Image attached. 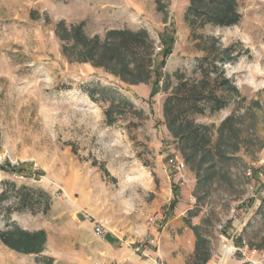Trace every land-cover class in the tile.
<instances>
[{
	"label": "rangeland",
	"instance_id": "obj_1",
	"mask_svg": "<svg viewBox=\"0 0 264 264\" xmlns=\"http://www.w3.org/2000/svg\"><path fill=\"white\" fill-rule=\"evenodd\" d=\"M188 2L0 0V232L14 224L47 232L38 254L17 252L0 239V264H169L159 232L180 188L199 211L192 220H211L203 228L212 242L207 264L264 263V248L253 254L243 247V240L252 248L264 238V0H239V24L198 31L248 51L226 64L240 94L220 112L197 116L216 127L232 113L248 112L242 148L225 167L233 183L218 179L203 199L188 166L185 185L172 171L170 158L181 153L163 123L167 92L151 97L153 79L123 83L89 62H70L55 34L63 19L85 22L90 35L146 27L158 68L174 81L176 70L193 68L203 54L185 19ZM97 86L123 97L117 98L123 115L112 124L105 114L110 94L90 96ZM95 222L103 223V235ZM227 245L234 253L224 256Z\"/></svg>",
	"mask_w": 264,
	"mask_h": 264
},
{
	"label": "trees",
	"instance_id": "obj_2",
	"mask_svg": "<svg viewBox=\"0 0 264 264\" xmlns=\"http://www.w3.org/2000/svg\"><path fill=\"white\" fill-rule=\"evenodd\" d=\"M158 2L161 3V0ZM188 3L185 19L197 49L203 54L196 57L193 68L176 70L174 81L165 77V72L158 68L156 42L146 27L110 28L104 35H90L85 29V22L69 24L63 19L56 23L55 34L61 40V53L70 62H89L123 83L142 84L153 79L151 97L161 90L167 92L163 123L169 128L186 165L197 175L196 189L202 191L199 198L203 199L210 194V187L218 179L233 183L225 167L242 148L241 142L245 139L241 138V125L248 112L242 115L232 113L216 127L198 122L197 116L220 112L240 94L234 80L226 74V64L235 63L248 51L236 49L233 44L224 46L218 37L198 32L207 25L232 27L239 24L243 19L239 0H189ZM164 8L160 4V9ZM95 92L105 100L110 94L111 103L105 114L112 124L117 116L123 115L120 102H117V98L123 97L113 87L97 86L90 91V96L94 98ZM252 105L261 108L258 100ZM198 214L199 211L192 208L184 217L196 236L194 253L188 264H207L213 256L211 238L203 232L204 226L211 220L208 217L203 219L204 223L194 224L192 217ZM0 239L17 252L38 254L45 248L47 232L45 229L31 231L14 224L12 228L0 232ZM255 247L264 248V238ZM44 263L52 264L53 260L48 259Z\"/></svg>",
	"mask_w": 264,
	"mask_h": 264
},
{
	"label": "crops",
	"instance_id": "obj_3",
	"mask_svg": "<svg viewBox=\"0 0 264 264\" xmlns=\"http://www.w3.org/2000/svg\"><path fill=\"white\" fill-rule=\"evenodd\" d=\"M167 131L170 135V131L168 129ZM170 137L173 139L171 135ZM175 149L177 150L176 147ZM179 190L176 207L171 211L167 223L159 232L161 247L168 255L169 264H188L187 255H193L196 242L194 231L184 221L186 213L192 208L186 201L189 191L182 188ZM193 223L199 224L198 221H193Z\"/></svg>",
	"mask_w": 264,
	"mask_h": 264
},
{
	"label": "built area",
	"instance_id": "obj_4",
	"mask_svg": "<svg viewBox=\"0 0 264 264\" xmlns=\"http://www.w3.org/2000/svg\"><path fill=\"white\" fill-rule=\"evenodd\" d=\"M170 163H171V168H172L173 173L179 176L178 182L181 185L187 184L188 178L184 174L185 169L187 168L185 160L182 159V157L180 155L178 156L176 154L175 156H172L170 158ZM248 173H249V175H253L252 169H249ZM156 220H157V216L151 218V221H153V222ZM95 223H96L95 229L98 231L99 234L101 233L103 235V228H102L103 223H101V222H95ZM223 228H224V225H220V229L222 230ZM243 247L246 248L247 250H250L253 254H255L259 251L256 247L250 248L245 240H243ZM243 247L242 246L236 247L235 251H237V250L240 251V250H242ZM162 264H164V263H162Z\"/></svg>",
	"mask_w": 264,
	"mask_h": 264
},
{
	"label": "bare ground",
	"instance_id": "obj_5",
	"mask_svg": "<svg viewBox=\"0 0 264 264\" xmlns=\"http://www.w3.org/2000/svg\"><path fill=\"white\" fill-rule=\"evenodd\" d=\"M229 246L227 245V249L225 250V254H224V256H228L229 254H230V252H232L233 251V253H234V248L232 247V246H230L231 248H228ZM232 250V251H231Z\"/></svg>",
	"mask_w": 264,
	"mask_h": 264
}]
</instances>
